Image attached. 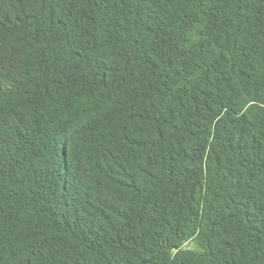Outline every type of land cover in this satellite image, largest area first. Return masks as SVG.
I'll return each mask as SVG.
<instances>
[{"label":"trees","instance_id":"1","mask_svg":"<svg viewBox=\"0 0 264 264\" xmlns=\"http://www.w3.org/2000/svg\"><path fill=\"white\" fill-rule=\"evenodd\" d=\"M0 264H264V0H0Z\"/></svg>","mask_w":264,"mask_h":264}]
</instances>
